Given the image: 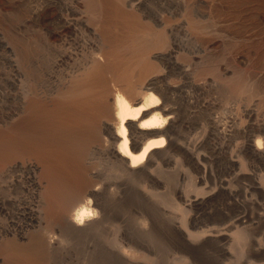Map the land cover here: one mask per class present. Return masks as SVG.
<instances>
[{"label": "bare ground", "instance_id": "bare-ground-1", "mask_svg": "<svg viewBox=\"0 0 264 264\" xmlns=\"http://www.w3.org/2000/svg\"><path fill=\"white\" fill-rule=\"evenodd\" d=\"M99 2L50 4L42 36L25 30L23 117L0 133V215L18 224L0 229L17 235L5 237L0 261L48 264L66 240L98 230L109 200L133 185L145 197L166 194V172L179 176L173 197L197 200L206 143L248 128L234 115L225 123L213 116L203 130L222 77L218 65L204 63V22L153 18L131 0ZM187 23L197 38L180 35ZM225 78L233 91L251 89ZM254 149L262 153L264 139Z\"/></svg>", "mask_w": 264, "mask_h": 264}, {"label": "rangeland", "instance_id": "rangeland-1", "mask_svg": "<svg viewBox=\"0 0 264 264\" xmlns=\"http://www.w3.org/2000/svg\"><path fill=\"white\" fill-rule=\"evenodd\" d=\"M85 1L0 0V133L4 132L3 135L23 117L25 30L32 27L33 31L36 29L34 35L40 37L42 31L37 29L46 6L83 5ZM131 2L142 6L145 14L153 18L178 23L189 21L191 15L204 22L206 27L199 36L203 41L205 65L215 63L220 77H228V81L240 77L251 89L244 93L233 91L232 83L219 78L214 90L215 106L205 110L202 116L203 130H210L213 116L225 123L234 115L238 116L239 124L247 121L248 128L240 130L237 124L238 130L226 140L216 136L206 143L203 151L209 168L204 171L197 200H180L170 194L178 182L176 172L163 174L166 194L145 197L136 190L138 184L133 185L118 201L109 200L110 212L107 210L105 222L98 230L66 240L52 251L47 263L264 264V150L258 153L254 149V142L264 139V0ZM180 35L197 38L188 23ZM245 106L251 110L250 117ZM213 141L215 146L222 143L223 149L220 146L218 150L212 149ZM192 181L187 179L182 183L190 188ZM242 216L246 217L239 221ZM23 218L16 221L23 224ZM8 221L12 218L0 215V226H7ZM220 232L223 234H216ZM16 235L13 229L10 232L0 229V254L7 242L5 237ZM0 264L11 263L3 258Z\"/></svg>", "mask_w": 264, "mask_h": 264}]
</instances>
